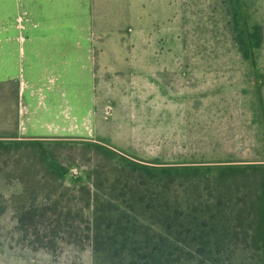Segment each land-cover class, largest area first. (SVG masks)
I'll return each mask as SVG.
<instances>
[{
	"label": "rangeland",
	"instance_id": "obj_1",
	"mask_svg": "<svg viewBox=\"0 0 264 264\" xmlns=\"http://www.w3.org/2000/svg\"><path fill=\"white\" fill-rule=\"evenodd\" d=\"M3 2L14 3L10 21ZM0 8L6 20L0 30L11 32L12 44L30 50L71 45L89 57L80 63L78 101L80 126L88 132L45 134L37 139L42 144L30 141L0 157V264H94L83 230L50 243L42 235L51 229L38 236L20 227L17 207L32 195H52L75 210L82 206L79 187L96 190L98 168L101 179L122 174L121 158L264 163V38L258 49L247 45L251 26L264 30V0H0ZM88 108L94 119L87 118ZM90 142L116 155L110 159ZM46 160L66 166L67 175L55 178ZM129 182L126 192L135 183ZM194 186H188L194 195L208 196L207 180L200 191ZM173 192L180 196L182 188L174 185ZM222 240L210 247L206 264L211 258L214 264H264V248L251 236ZM183 256L180 264H190Z\"/></svg>",
	"mask_w": 264,
	"mask_h": 264
},
{
	"label": "trees",
	"instance_id": "obj_2",
	"mask_svg": "<svg viewBox=\"0 0 264 264\" xmlns=\"http://www.w3.org/2000/svg\"><path fill=\"white\" fill-rule=\"evenodd\" d=\"M247 35L248 50L262 46L261 24L251 26ZM19 125L20 82H0V157L30 141L42 144L21 138ZM88 145L110 159L116 155L106 146ZM121 160L122 174L101 179L103 168H98L92 182L96 190L86 184L79 187L82 206L75 210L63 204V196L32 195L21 200L17 207L20 227L38 236L51 229L42 235L50 236V243L60 234L83 230L92 244L94 264H180L183 255L190 264H206L210 247L224 243L223 238L248 235L256 248H264V163L163 165L127 157ZM46 161L55 178L67 175L66 166L57 160ZM126 168L130 171L124 175ZM131 180L135 181L131 190L124 191ZM206 180L209 192L205 198L189 191L191 183L200 191ZM174 185L182 188L180 196L174 195ZM208 261L214 264L212 258Z\"/></svg>",
	"mask_w": 264,
	"mask_h": 264
},
{
	"label": "crops",
	"instance_id": "obj_3",
	"mask_svg": "<svg viewBox=\"0 0 264 264\" xmlns=\"http://www.w3.org/2000/svg\"><path fill=\"white\" fill-rule=\"evenodd\" d=\"M3 5L9 8L7 11L2 7L3 16L8 14L9 21L12 20L14 3L3 2ZM5 21L0 19V23ZM7 35H10L8 39ZM2 36L6 38L0 41V82H20L21 138L34 140L45 134L57 136L88 132V129L80 126L81 105L78 103L81 99L79 67L82 60L89 58L88 54L82 56L80 53H88L87 50L81 51L65 44L39 45L30 50L12 44L11 32L0 30ZM74 93L77 97H74ZM94 113V108L89 110L87 118L94 119ZM29 134L37 136L32 138Z\"/></svg>",
	"mask_w": 264,
	"mask_h": 264
},
{
	"label": "bare ground",
	"instance_id": "obj_4",
	"mask_svg": "<svg viewBox=\"0 0 264 264\" xmlns=\"http://www.w3.org/2000/svg\"><path fill=\"white\" fill-rule=\"evenodd\" d=\"M56 118V117H55Z\"/></svg>",
	"mask_w": 264,
	"mask_h": 264
}]
</instances>
